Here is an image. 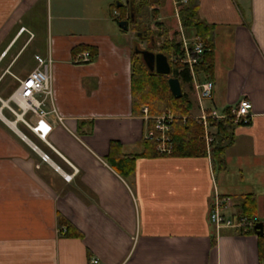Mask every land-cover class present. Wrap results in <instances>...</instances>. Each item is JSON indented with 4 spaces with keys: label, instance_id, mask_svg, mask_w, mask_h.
<instances>
[{
    "label": "crops",
    "instance_id": "0c3cea01",
    "mask_svg": "<svg viewBox=\"0 0 264 264\" xmlns=\"http://www.w3.org/2000/svg\"><path fill=\"white\" fill-rule=\"evenodd\" d=\"M116 1L0 0V264H264L257 235L217 234L209 223L215 193L232 198L236 216L253 195L264 235V0H199L213 44L212 73L196 71L198 82L213 83L204 112L252 105L250 125L235 129L225 152L226 168L203 156L144 157L127 178L107 162L110 144L123 155L141 153L147 125L131 112L136 31L116 21L133 10L117 12ZM147 5L158 29L173 37V0ZM80 47L98 54L76 63L88 51L75 52ZM35 55L52 59L62 119L24 116L45 141L4 105L35 68ZM183 85L190 116L199 115L191 79Z\"/></svg>",
    "mask_w": 264,
    "mask_h": 264
},
{
    "label": "trees",
    "instance_id": "16d2710c",
    "mask_svg": "<svg viewBox=\"0 0 264 264\" xmlns=\"http://www.w3.org/2000/svg\"><path fill=\"white\" fill-rule=\"evenodd\" d=\"M149 0H129L128 6H121L123 8H130L133 12L128 14H134L137 18L136 25L132 24L134 31L140 32L139 15L145 4H148ZM117 5V4H116ZM117 7V6H116ZM199 0H187V3L181 8L179 16L180 23L183 29L187 32L193 31L198 35L204 45V52L202 55V62L196 67L198 73H203L205 76L210 75L213 69V44L211 38V27L202 22L198 16ZM127 14V13H126ZM125 17V12L122 14ZM117 23L120 20H116ZM149 31V28L146 29ZM158 35L159 32H157ZM154 37V38H153ZM157 39V38H156ZM155 33L148 32L147 35L140 34V40L145 41L148 44L155 42ZM150 45V44H149ZM180 45L176 42V33L168 41L166 39L158 48L157 52L164 54L171 66L172 76L177 78L180 84L190 81V75L188 70L178 72V66L175 65L170 58L172 55L179 54ZM155 48V47H154ZM79 50H88L91 58L94 59L98 52L95 48L84 47L78 48ZM168 77L151 73L144 65L141 56L136 54L133 50L131 56V112L135 116L141 115V109L148 107L150 116L161 114L164 110L172 109L174 116L178 118L172 125V141H173V153L171 156L180 158H194V157H209L214 168L224 170L226 168L225 152L234 145L235 142V129L237 128L232 120L224 118L216 121H211L216 132L212 134V143L210 144V153L207 154L205 143L203 140L204 131L201 125H199L193 118H190V112L192 108L191 102L188 100L185 94L180 99H174L169 91L167 84ZM229 109H226L224 113H227ZM186 117L185 123L182 122V118ZM143 151L135 155H123L120 153L119 145L116 143L110 144L109 156L107 162L115 171L124 178L133 174L135 168V161L139 158L158 157V153L155 151L154 143L143 140ZM242 215L254 224L259 222L255 216L256 203L253 195L245 196L243 203L241 204ZM70 228H67L69 231ZM253 233V229L249 231ZM258 250L261 261H264V235L258 237Z\"/></svg>",
    "mask_w": 264,
    "mask_h": 264
},
{
    "label": "built area",
    "instance_id": "2783aa9c",
    "mask_svg": "<svg viewBox=\"0 0 264 264\" xmlns=\"http://www.w3.org/2000/svg\"><path fill=\"white\" fill-rule=\"evenodd\" d=\"M187 3V0H173V14L178 22L176 32V42L180 45L179 54L172 55L170 61L178 66V72L188 70L193 89L198 99L200 114L190 116L202 126L203 140L207 154L210 153L212 143L211 121L229 118L236 127H247L252 120V105L247 100H241L236 106L231 107L227 113L218 114L216 112L205 113L201 102L211 97L213 83L210 80L198 82L196 79V67L199 66L204 52V45L201 38L195 33L189 34L180 23V10ZM92 58L89 51L79 53L75 57L76 63H89ZM35 68L23 79L18 80V87L4 105L15 115L19 121L31 133L38 138H44L37 128L32 126L24 116L32 114L37 120L42 121L49 113L56 116L58 122L62 124V119L57 115L54 107V94L52 88V59L34 56ZM13 106V107H12ZM47 106L50 110L47 109ZM141 116L146 123V130L143 140L150 141L155 145V151L159 156H171L173 153L172 125L180 117L174 116L169 110L159 115L150 116L148 107L141 109ZM182 122L186 121L183 117ZM209 158V157H208ZM43 155L42 160H47ZM71 176L65 179L70 180ZM233 201L230 196L214 194L209 209V223L218 234L222 229H232L240 232L252 230L254 223L245 216H236L231 213ZM91 264H98L97 260H92Z\"/></svg>",
    "mask_w": 264,
    "mask_h": 264
},
{
    "label": "water",
    "instance_id": "95a60500",
    "mask_svg": "<svg viewBox=\"0 0 264 264\" xmlns=\"http://www.w3.org/2000/svg\"><path fill=\"white\" fill-rule=\"evenodd\" d=\"M129 0H125V3L117 4L118 7L127 6ZM130 15L127 14L124 20L118 22L119 29L127 31ZM132 22V21H131ZM134 52L141 56V59L151 73L168 77L167 84L169 91L174 99H180L182 97L181 85L177 78L172 76V69L167 57L162 53H154L153 51L146 49L140 50L134 47ZM253 233L258 237L263 236V224L257 222L253 225Z\"/></svg>",
    "mask_w": 264,
    "mask_h": 264
},
{
    "label": "rangeland",
    "instance_id": "374dc122",
    "mask_svg": "<svg viewBox=\"0 0 264 264\" xmlns=\"http://www.w3.org/2000/svg\"><path fill=\"white\" fill-rule=\"evenodd\" d=\"M120 1L124 2L125 0H117L116 2H114L115 6H117L116 4H119ZM168 11H169V9L167 10V12L165 11L166 14L169 13ZM117 12H120V9H117ZM119 15H121V14H119ZM118 18L121 19V20L125 19L123 15H121V17L118 16ZM139 18H140L139 19L140 24H141L140 20H142L141 29H139L141 31L138 32L139 35L136 34V32L133 35L134 42H135L134 47H136L137 49H140V50L149 49V50L153 51L154 53H160V52H157L159 50L158 48L160 47V45L168 38H169L168 41H170L172 36L171 35H169L168 37L164 36L163 35V31L161 29L160 30L158 29L159 26H158V24L155 23L156 22V18L153 16L152 11L149 10V5L145 4V6L142 8V12H140ZM172 22L173 21H169V23L171 25H172ZM173 25H174V22H173ZM162 27L165 28L164 26H162ZM131 28H132V24H129V30L130 31H131ZM147 28H149V31L146 30ZM148 32L149 33L150 32L155 33V39L157 38L154 43L153 42L149 43L150 45L147 42L140 40V34L143 33L144 35H147ZM157 32H159V34H161V35H158ZM29 51L31 52V50H29ZM28 54H30V53H28ZM181 88H182V90H184L185 86L182 84ZM169 110L173 111L170 108V109L164 110L163 112L169 111ZM195 112H198V110H195ZM18 127L21 129V131L23 133L30 135L28 131H26V130L24 131L23 127H20V126H18Z\"/></svg>",
    "mask_w": 264,
    "mask_h": 264
},
{
    "label": "flooded vegetation",
    "instance_id": "af4514ba",
    "mask_svg": "<svg viewBox=\"0 0 264 264\" xmlns=\"http://www.w3.org/2000/svg\"><path fill=\"white\" fill-rule=\"evenodd\" d=\"M131 21H132V22H131ZM136 21H137V18H135V17H134V14L132 13V14L130 15L129 23H130V24H134V25H136V24H135V23H137ZM129 23H128V24H129ZM136 34L139 35L138 30L136 31Z\"/></svg>",
    "mask_w": 264,
    "mask_h": 264
}]
</instances>
